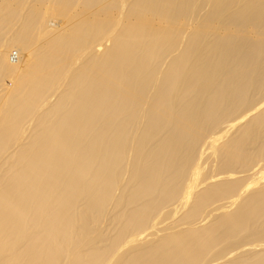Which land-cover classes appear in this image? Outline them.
I'll list each match as a JSON object with an SVG mask.
<instances>
[{
	"label": "bare ground",
	"instance_id": "6f19581e",
	"mask_svg": "<svg viewBox=\"0 0 264 264\" xmlns=\"http://www.w3.org/2000/svg\"><path fill=\"white\" fill-rule=\"evenodd\" d=\"M0 264H264V0H0Z\"/></svg>",
	"mask_w": 264,
	"mask_h": 264
}]
</instances>
